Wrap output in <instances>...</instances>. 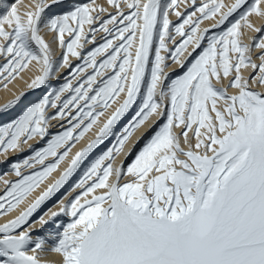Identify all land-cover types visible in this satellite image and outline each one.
<instances>
[{"label":"snow or ice","instance_id":"6c2138e0","mask_svg":"<svg viewBox=\"0 0 264 264\" xmlns=\"http://www.w3.org/2000/svg\"><path fill=\"white\" fill-rule=\"evenodd\" d=\"M18 3L0 0L5 9L0 14V79H15L31 64L39 73L28 84L31 89L44 86L60 67L71 68L72 79H79L66 81L0 126V151H7L18 147L21 138L27 143L47 135L49 107L56 109L51 119L69 123L24 161L25 167L42 165L41 170L21 176L20 165H12L21 178L4 181L0 215L12 212L56 171L97 117L117 97L123 99L59 178L14 219L0 224V264H41L37 252L49 250L59 254L56 264H264V93L250 86H264V25L256 27L250 19L264 18V0H235L230 6L223 0L196 6L192 0L194 11L186 14L176 11L179 0H107L115 13L104 20L99 13L105 9L94 0L93 6L33 0L34 10L23 14ZM53 6L64 10L46 16ZM236 13L239 18L225 31L213 35L205 29L197 35L201 20L219 15L212 26L219 28ZM170 14L181 22L174 25ZM98 20L99 29L89 27L85 34L84 25ZM244 29L258 34L248 44L242 42ZM97 31L105 34L103 43L86 54L76 50L95 44ZM42 32L52 33L51 39ZM53 45L62 50V59H53ZM253 49L259 50V64L252 60ZM69 56L83 63L72 66ZM169 60L186 71L173 79L176 74L165 71ZM249 67L258 75L244 77L242 69ZM228 88L235 93L230 95ZM65 92L69 95L62 98ZM126 116L117 134L114 128ZM152 117L156 120L149 123ZM146 124L152 135L133 163L126 170L122 163L114 166L133 132ZM109 137L114 144L75 185L81 194L38 221L43 228L63 214L71 222L48 237H33V215ZM48 157L54 159L45 164ZM124 176L131 179L121 183ZM96 189L104 191L81 202V196Z\"/></svg>","mask_w":264,"mask_h":264},{"label":"bare ground","instance_id":"6f19581e","mask_svg":"<svg viewBox=\"0 0 264 264\" xmlns=\"http://www.w3.org/2000/svg\"><path fill=\"white\" fill-rule=\"evenodd\" d=\"M15 0H5V3L8 5H11ZM49 3H51V0H48ZM162 3L167 2V0H161ZM204 0H195L196 6H199L201 3H203ZM219 2V0H218ZM235 0H223V3L226 5H231L234 3ZM33 3V0H19V3L17 4L18 11L23 14L25 11L28 10H34L31 8V4ZM74 4H88L89 6H93V0H73ZM248 3L251 4L252 0H248ZM95 6H101L105 9L103 13H99L100 20H104L108 17L109 13H115V9L112 8L108 3L107 0H94ZM192 0H179V3L176 7V11H179L181 13H189L194 11L192 8ZM54 8L48 12L45 13L46 16L51 15L52 13H60L64 9L61 7L53 6ZM261 7H264V4L261 5ZM125 12H127V8L123 9ZM226 9H222L221 11H225ZM5 9L3 7H0V14H3ZM93 15H97V13H93ZM198 16L199 13H196ZM196 17H193L195 19ZM239 18V13L234 14L232 17L229 18V21L225 23V25L219 27V28H213V24H215L219 20V15L212 17L208 20H201L199 27L197 29V35L205 30L210 29L209 34H218L221 31H225L227 27L230 26L232 22H234L236 19ZM170 21L175 25L176 23H179L181 21L178 20V18L174 14L169 15ZM251 22L256 27H261L264 25V18L257 17L255 15L250 17ZM89 27L99 29L100 27V21L94 22L91 26L88 24L84 25V33L88 34ZM108 27H111V25H108ZM188 27L187 25L185 26ZM44 35V38L46 40H50L52 33L50 32H42ZM257 33L249 30L244 29L243 30V38L242 42L245 44H248L251 42V38L255 37ZM95 44L92 43H84L83 49H76L77 51H81L84 54H86L89 50L94 48L95 46H98L99 44L103 43V37L104 33L102 31H97L95 34ZM67 38V37H66ZM89 38H91V35H89ZM181 38L179 36L176 37V40L179 41ZM0 43H3V41H0ZM115 43V41H114ZM206 46V41H205ZM192 46H189L187 51H191ZM259 52L258 49H253L251 56L254 63L259 64L260 61L257 57V53ZM184 55H187V52H185ZM183 59V57H181ZM53 59L54 60H60L62 59V50L58 45H53ZM101 57H97V60L99 61ZM191 59V58H190ZM4 62L3 58L0 57V64ZM83 61L73 57L69 56V64L72 66L82 64ZM168 67L165 69L168 73H175L176 75L173 76V79L177 78L179 75H182L185 69H181L178 64L172 63L171 60L168 61ZM67 67H60L54 75L46 82L44 86H41L39 88L31 89L28 87V84L30 83L31 79L39 74L38 70L35 66V64H31L29 69H26L24 72H21L19 76H17L15 79H11L9 81H5L4 79H0V126H4L8 124L10 121L17 119L22 112L29 106L39 102V100L44 96L51 92H54L55 90H58L66 81L71 80L73 84L77 83V79H72L71 72L64 74L61 79L59 76H62L64 73V70H66ZM63 72V73H62ZM91 69H85V73H90ZM85 73H81L80 75L83 76ZM254 71L250 67L247 69H242V75L244 77H248L250 74H253ZM258 75V70L256 71L253 76ZM98 80L100 77L97 78ZM213 83H216L213 81ZM223 83H227V81H223ZM6 84V86H5ZM220 84H217V87H220ZM250 86L253 88V90L257 92L264 93V86H256L255 84H251ZM95 87V85H94ZM228 93L234 94L235 89L228 88ZM69 95L68 92L62 93L61 96L67 97ZM17 97H21L19 102L15 105H13L9 109H5L4 106L8 104L10 101L16 100ZM123 97H117L116 101H113L111 106L104 110V114L102 116L97 117V123L92 126V128L85 132L83 137L74 144V146L71 148V151H69L68 156L65 157L63 161H61L56 169V171L52 172L47 179H45L38 187H36L32 192H30L25 199L16 206V208L8 213L7 215H0V224H3L11 219H14L17 215H19L20 212L24 211L32 202H34L35 198H37L44 190H46L47 186L52 183L54 180L59 178V175L62 171H64L68 164L71 162V158L77 151L82 150L85 148L92 140L95 139L97 133L99 132L100 127L103 125V123L106 121L108 116L114 111V109L118 106L119 102H122ZM83 103V102H81ZM99 110V109H98ZM56 109H53L49 107L45 113L46 116L49 117L47 124H46V130L47 135L44 138H41L40 136H33L32 139L28 140L27 143H23V138H21V141L18 143V147L15 149L7 150V151H0V196H2L5 192L6 185L4 183L5 180L16 182L21 177H17L15 172L12 169V165L18 164L20 165V171L21 176L25 175H31L35 171H39L42 168V165L40 164H33L32 167H25L24 161L30 160L32 157H34L35 153L46 147L47 141L52 138L53 135L60 133L64 130H66L69 127V123L67 118L65 119H51L53 115H55ZM129 117L126 116L121 119L120 122L117 123V125L114 128V131L119 134V132L122 130L123 126L127 124ZM156 120V117L150 118L149 123H152ZM63 122H66L64 124H61ZM159 127V124H157V128ZM76 131V130H74ZM152 135V131L149 129L148 125L141 126L139 129L135 130L133 132V135L129 138L127 141L125 148L123 152H121L120 155H118L113 161L114 166H119L121 163L124 165L125 170L129 165H131L135 159V156L139 153L140 150L145 146L148 139ZM189 135L191 136L192 133L189 131ZM115 138L109 137L108 140L104 142V145H101L99 148L94 150L92 153H90L89 157L85 158V161L82 162L81 166L77 169V171L73 174V176L66 182V184L57 192L55 193L51 198H49L44 204L41 205V207L37 210V212L33 215L31 218L32 224L31 228L29 229L32 231L33 237L40 235L44 237H48L50 233L54 232L59 225H66L67 223L71 222L73 218H70L68 216H65L61 214L59 217L56 218L54 222H50L45 227L41 228L38 221L41 216L44 217V219H48V217L51 215L52 212H59L61 202L69 203L72 199H74L76 196L80 195L83 189L76 188L75 185L77 182H79L81 176L85 172L86 168L102 153L105 147H110L112 144H114ZM136 145L135 150L133 149L135 144ZM184 145H182L183 147ZM131 150V151H130ZM60 151V150H58ZM133 152V155L131 158L128 157V155H125L126 153ZM54 158L48 157L45 160V164L52 162ZM129 160V162H128ZM112 178H110L111 181ZM131 177L124 176L121 179V183H124L128 180H130ZM91 181H89V184ZM87 187V185L85 186ZM104 190L103 189H96L94 193L90 194L88 197L81 196V202L84 201V199H91V195H100L102 194ZM62 231V228L60 229ZM52 243L51 240H49V243L45 245V248H48L49 245ZM31 255L32 253L29 252ZM38 257L41 260V264H56L60 260V256L58 253L52 252V251H45V252H37Z\"/></svg>","mask_w":264,"mask_h":264},{"label":"rangeland","instance_id":"374dc122","mask_svg":"<svg viewBox=\"0 0 264 264\" xmlns=\"http://www.w3.org/2000/svg\"><path fill=\"white\" fill-rule=\"evenodd\" d=\"M53 8H54V7H52V9H53ZM52 9H51V10H52ZM190 9H193V6H192V8H190ZM46 13H48V11H46ZM257 35H258V34H256L255 37H256ZM70 71H71V68L67 67L66 70H64V73L62 72L63 75H62V76H59V78L61 79V77H63L64 74H67V73H69ZM255 73H256V71H254L253 74H255ZM253 74H252V75H253ZM64 123H66V122H63V123H61V124H64ZM138 144H139V143H136V144H135V146H134V148H133L134 150H135L136 145H138ZM130 151H131V150H130ZM132 155H133V152H130V154L128 155V157L131 158ZM128 162H129V160H128Z\"/></svg>","mask_w":264,"mask_h":264}]
</instances>
